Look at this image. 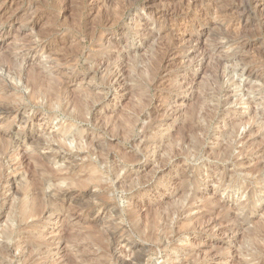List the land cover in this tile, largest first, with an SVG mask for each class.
<instances>
[{
    "label": "rangeland",
    "instance_id": "rangeland-1",
    "mask_svg": "<svg viewBox=\"0 0 264 264\" xmlns=\"http://www.w3.org/2000/svg\"><path fill=\"white\" fill-rule=\"evenodd\" d=\"M247 4L0 0L1 263L264 264Z\"/></svg>",
    "mask_w": 264,
    "mask_h": 264
},
{
    "label": "bare ground",
    "instance_id": "bare-ground-1",
    "mask_svg": "<svg viewBox=\"0 0 264 264\" xmlns=\"http://www.w3.org/2000/svg\"><path fill=\"white\" fill-rule=\"evenodd\" d=\"M194 1V0H193ZM247 1V0H246ZM198 3V2H197ZM195 4V3H194ZM199 4V3H198ZM197 4V5H198ZM247 5H249V7H252L256 12H258L257 13V21H258V23H259V26H261V25H263L264 24V11H261L260 9H259V7L260 6H264V0H248V4ZM193 6V5H192ZM196 6V5H195ZM199 6H200V4H199ZM262 6V7H263ZM198 7V6H197ZM196 7V8H197ZM246 7V6H245ZM261 7V8H262ZM200 8V7H199ZM203 8V7H202ZM201 8V9H202ZM247 8H248V6H247ZM201 9H200V12H201ZM252 10V9H251ZM264 10V9H263ZM203 11V10H202ZM196 12H197V10H196ZM256 14V13H255ZM256 17V16H255ZM250 71H247L246 70V75H250ZM20 75V74H19ZM14 76V75H13ZM30 77H32V74H31V76ZM37 77V76H36ZM15 78V77H14ZM20 78V77H19ZM21 78H24V77H22L21 76ZM21 81V80H20ZM26 81V80H25ZM24 81V82H25ZM23 82V83H24ZM27 83V82H26ZM20 118H21V116H20ZM19 120H23V117L21 118V119H19ZM24 121V120H23ZM126 178H124L123 180H125ZM123 182V181H122ZM122 184V183H121ZM262 189V188H261ZM264 189V188H263ZM261 193V192H260ZM25 209V208H24ZM23 210V209H22ZM23 212V211H22ZM29 213H31V211L29 212ZM29 213H27L26 211L24 212V218H25V216L27 215V214H29ZM30 216H31V214H30ZM29 217V216H28ZM10 229V228H9ZM8 229V230H9ZM12 229V228H11ZM7 230V231H8ZM12 233V230H10V234ZM13 234V233H12ZM35 234V233H34ZM34 236V235H33ZM6 237V236H5ZM4 237V238H5ZM5 241H6V239H5ZM30 246H31V242H25V244H24V246H21V245H18L17 246V248H21V254L23 255L25 252H28L29 253V249L31 250V248H30ZM18 250V249H17ZM36 250V249H35ZM32 251H33V248H32ZM9 254H11V250L9 249V247H6L5 245H2L1 244V246H0V256H3L4 258L5 257H9ZM138 262V261H137ZM6 263V262H5ZM4 262L3 263H1L0 262V264H5ZM126 264H128V263H126ZM131 264V263H130ZM179 264H184V263H180L179 262Z\"/></svg>",
    "mask_w": 264,
    "mask_h": 264
}]
</instances>
